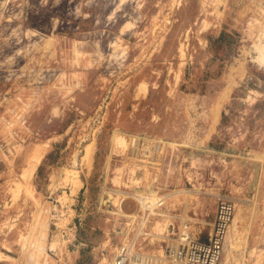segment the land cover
Here are the masks:
<instances>
[{
  "label": "rangeland",
  "instance_id": "rangeland-1",
  "mask_svg": "<svg viewBox=\"0 0 264 264\" xmlns=\"http://www.w3.org/2000/svg\"><path fill=\"white\" fill-rule=\"evenodd\" d=\"M264 264V0H0V264Z\"/></svg>",
  "mask_w": 264,
  "mask_h": 264
},
{
  "label": "built area",
  "instance_id": "built-area-1",
  "mask_svg": "<svg viewBox=\"0 0 264 264\" xmlns=\"http://www.w3.org/2000/svg\"><path fill=\"white\" fill-rule=\"evenodd\" d=\"M235 212V205L230 200H222L216 211L215 221L209 241L205 242L187 236L185 244L170 249V254L179 264H221L226 237ZM115 264H139L127 247H122Z\"/></svg>",
  "mask_w": 264,
  "mask_h": 264
}]
</instances>
